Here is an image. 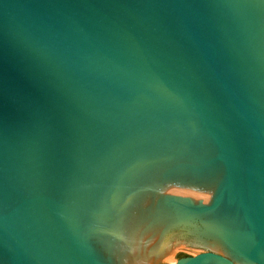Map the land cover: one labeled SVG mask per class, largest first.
Masks as SVG:
<instances>
[{"label": "water", "instance_id": "95a60500", "mask_svg": "<svg viewBox=\"0 0 264 264\" xmlns=\"http://www.w3.org/2000/svg\"><path fill=\"white\" fill-rule=\"evenodd\" d=\"M264 264V0H0V264Z\"/></svg>", "mask_w": 264, "mask_h": 264}, {"label": "rangeland", "instance_id": "374dc122", "mask_svg": "<svg viewBox=\"0 0 264 264\" xmlns=\"http://www.w3.org/2000/svg\"><path fill=\"white\" fill-rule=\"evenodd\" d=\"M202 252L224 253L221 249L178 244L166 250L146 255L141 264H171L181 259L192 258Z\"/></svg>", "mask_w": 264, "mask_h": 264}]
</instances>
